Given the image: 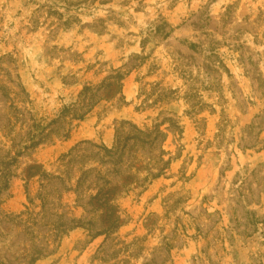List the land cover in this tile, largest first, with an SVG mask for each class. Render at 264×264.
Here are the masks:
<instances>
[{
    "label": "rangeland",
    "instance_id": "1",
    "mask_svg": "<svg viewBox=\"0 0 264 264\" xmlns=\"http://www.w3.org/2000/svg\"><path fill=\"white\" fill-rule=\"evenodd\" d=\"M0 264H264V0H0Z\"/></svg>",
    "mask_w": 264,
    "mask_h": 264
},
{
    "label": "trees",
    "instance_id": "2",
    "mask_svg": "<svg viewBox=\"0 0 264 264\" xmlns=\"http://www.w3.org/2000/svg\"><path fill=\"white\" fill-rule=\"evenodd\" d=\"M119 81L122 80V77H118ZM120 86V83L118 84ZM88 92V85L84 86L82 90L78 93V97L76 101H72L71 103H68L67 105H63L60 114H59V121H61V118H66L69 114L72 112V118L74 119H82L87 113L88 110L83 109L84 100L81 99L86 93ZM33 134L29 139V148H34L40 142L46 138V134L44 131V127L40 124H34L33 125ZM132 129L134 130V133H129L128 135L122 136L121 133H119V130H116V136H115V142L112 148L105 149L108 154H117L122 153L129 141H141V137L145 136V134L137 129L135 126L132 125ZM66 136V135H65ZM141 136V137H140ZM146 137V136H145ZM26 172H28V178H33L36 176H39L40 178H43V180H48L51 178L48 174L44 173L42 171V167L40 165L34 164L27 167ZM39 174V175H38ZM120 190L119 187L116 185H111L110 183L103 184V187L100 188L97 192V194L92 197V201L99 202V200L102 199L101 204H103V213L105 215L108 214V227L107 231H114L118 225H119V218L117 215L114 214L115 212V205L112 203L116 199V192ZM112 202V203H111ZM88 226V224H87Z\"/></svg>",
    "mask_w": 264,
    "mask_h": 264
}]
</instances>
